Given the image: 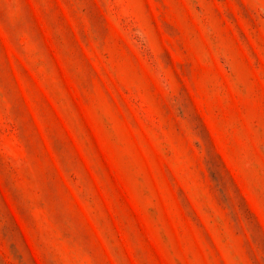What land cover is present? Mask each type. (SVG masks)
I'll list each match as a JSON object with an SVG mask.
<instances>
[{"label":"rangeland","instance_id":"374dc122","mask_svg":"<svg viewBox=\"0 0 264 264\" xmlns=\"http://www.w3.org/2000/svg\"><path fill=\"white\" fill-rule=\"evenodd\" d=\"M0 264H264V0H0Z\"/></svg>","mask_w":264,"mask_h":264}]
</instances>
